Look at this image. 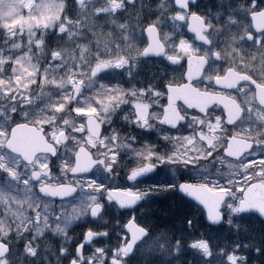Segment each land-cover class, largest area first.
<instances>
[{
    "label": "flooded vegetation",
    "instance_id": "af4514ba",
    "mask_svg": "<svg viewBox=\"0 0 264 264\" xmlns=\"http://www.w3.org/2000/svg\"><path fill=\"white\" fill-rule=\"evenodd\" d=\"M99 2H102L101 10L92 17L97 21L107 19L109 26L116 32V37L126 35V32L133 34L134 31L140 30L142 33V46L133 45L124 48L129 42L123 43L122 40L118 42L119 50L130 49L133 52L131 57L129 51L127 53L129 65L114 69L116 77L128 85L131 93L123 94L121 100H114V104L104 111V107L107 106L106 95L83 94L86 81L82 79L83 83H78L80 91L75 94L74 90L72 100L65 109V121L61 123H52L47 119L42 121L37 117L33 119L21 117L24 109L32 106L36 98L35 95L25 93L19 88H16L11 95L7 93L4 99H0V108L5 113L10 111L7 129L17 124L34 125L42 130L46 139L44 142L39 135L44 149L38 152V142H36L38 133L23 132L25 141L18 149L33 156L32 164L12 151L8 145L12 144L16 147L13 141L4 142V150L10 159L7 165L17 172V178L10 176L11 179L16 181L18 186L28 180V187L32 191L36 189V194L46 202H66L74 196L56 198L46 195L40 191L41 184L45 182L46 186L57 188L67 183L79 187L73 180L75 177H84L90 182L95 181L96 184L92 189L96 193V198L89 209L87 220L94 223H92L94 230H100L102 229L99 226L100 217L103 215V219L107 218L108 230L105 238H108L109 245L113 246L103 248L104 255L108 253V257L104 260L121 264L122 261L138 255L137 252L144 243V241L139 243L134 252L126 257L123 249L127 246L130 236L125 226L132 217L148 229L151 237L158 233L153 230H161L166 228V225L162 222L153 223L155 229L145 220L153 219L155 214L168 210L169 205H173L176 210L183 209L186 212L200 210L199 206L194 205L190 200L188 202L190 207L182 206V201L184 202L186 198L180 191L182 183L206 185L215 192H221L219 189L224 188L227 189L225 193L229 194V200L238 201L246 185H243L239 192L235 190L237 187L233 172L234 163L245 167L243 171L237 173L240 178L249 168L248 165L258 159L264 160V150H262L264 149V105L259 102L256 85L245 81L240 85L239 90L232 86L234 83H239L240 77L244 75L251 76L257 82L264 77V59L261 56L264 47L260 46L261 38L264 37V2L262 0H187V7H183L176 0H122L120 8L113 7V0ZM116 2L120 3L121 0ZM254 2L255 8L252 7ZM193 14L203 18L204 21L199 26L196 22L198 31L195 32L191 30ZM178 15L185 16V19H178ZM101 23L100 33L108 34L110 30L106 32L107 23L104 22L102 25ZM150 24L156 26L163 44L162 54H144L149 45L145 29ZM248 33H251L255 39H247ZM199 34L205 35L209 42L197 40ZM181 41L190 45L188 51L181 50ZM104 43L102 40L101 50L104 48ZM216 53H219V58ZM194 55L204 57L207 63L202 73L197 71L198 66L195 65L189 80L188 59ZM172 56H176L177 60H170L169 57ZM96 64L90 70L91 79L113 75L111 70L114 66H111L93 78L91 72ZM217 77L220 79L217 80ZM112 79L113 77L109 78L108 82ZM189 82L198 91L213 95L211 99L215 101L205 108V112L196 106L187 105L183 101L185 97L182 94L171 95L173 88L182 87ZM244 84H248V87L244 88ZM241 91L244 95H241ZM191 92L197 102L200 98H198L199 94L192 88ZM253 92H255L254 98H252ZM82 97L84 99L80 101ZM245 97L251 102L245 103ZM92 107L97 111L84 114H77L74 111L76 108ZM92 117L95 120H92ZM229 119L232 122H229ZM82 125L84 130L78 131ZM61 132L64 133L63 136L60 135ZM187 138L193 143L189 144ZM234 138L249 140L252 146L235 157L228 152L231 150V141ZM187 147L190 148L188 154ZM192 151L193 157L186 158L188 155L191 156ZM113 158L116 162L112 164V171L108 172L106 165L111 164ZM17 160H19L18 168ZM76 161L86 166L95 164L88 173L74 174L71 169ZM96 161H104L105 164L101 165ZM38 163L48 164L50 176L42 175L40 180L32 179V172L39 171ZM148 165L152 166L149 172L142 173L135 179L130 178L132 171ZM0 173L3 179L8 174L4 171ZM99 185L105 187L96 191L95 187ZM113 191L117 193L113 195ZM133 195L141 197L136 204L121 205V201L130 200ZM229 200L225 203L224 209ZM95 204L100 205L102 211L98 218L92 219L90 210ZM114 214L129 216L126 222L118 220L119 217L117 221H113L116 220L113 218ZM82 240L83 237L79 239L78 244Z\"/></svg>",
    "mask_w": 264,
    "mask_h": 264
},
{
    "label": "rangeland",
    "instance_id": "374dc122",
    "mask_svg": "<svg viewBox=\"0 0 264 264\" xmlns=\"http://www.w3.org/2000/svg\"><path fill=\"white\" fill-rule=\"evenodd\" d=\"M99 1L71 0L68 3V0H0V99H4L7 93L11 95L16 88L36 98L32 106L24 109L21 117L25 118L26 114L27 119L37 117L42 121L51 120L52 123L65 121V109L72 100L76 85L82 79L86 81L82 93L106 95L108 108L114 104V100L108 99L109 96L131 93L128 85L116 77L115 64L111 70L113 75L98 79L89 76L92 66L99 60L115 61L119 56L127 57L128 51L130 57L133 55L130 49L119 50L118 42L121 40L123 43L129 42L124 48L143 45L140 30L116 37L107 19L97 21L93 18L92 15L101 10L102 2ZM104 22L107 23L106 32L110 30L108 34L100 33L99 25ZM62 26L66 29L64 32H61ZM57 33L60 37L52 39L50 35ZM102 40L105 43L101 50ZM56 43H60V49L55 48ZM54 52H59L60 57L53 59ZM111 77L113 79L109 83ZM106 89L118 91L108 92ZM0 112L4 110L0 108ZM8 124L9 120L0 115V129H7ZM186 149L188 154L190 148ZM193 155L192 151L191 156L186 158H192ZM0 156L5 157L6 164L10 160L4 150V141H0ZM261 161L258 159L248 165L249 168L240 178L237 173L245 167L234 163L236 191L239 192L248 180L264 178ZM10 176L8 173L3 179L0 173V240L9 242L12 247L9 257L0 258V262L23 264V261L18 260L21 257L24 264H38L37 259L45 260L42 264H66L77 241L91 225L87 217L96 193L93 189L86 190L90 181L84 177H75L73 180L80 187L76 196L66 202H46L36 194V189L32 191L24 183L18 186ZM225 214L226 221H233L237 217L239 210L235 200H229ZM127 216L114 214L116 220L113 221L119 217L118 220L126 222ZM103 217H100L99 226L104 230L107 228V218ZM155 240L156 237L150 238L142 246L148 244L152 248ZM197 241L201 242L197 248L207 256L210 255L209 241ZM101 243L92 244L86 249L84 264H106L104 259L108 255H104V250L99 246Z\"/></svg>",
    "mask_w": 264,
    "mask_h": 264
},
{
    "label": "trees",
    "instance_id": "16d2710c",
    "mask_svg": "<svg viewBox=\"0 0 264 264\" xmlns=\"http://www.w3.org/2000/svg\"><path fill=\"white\" fill-rule=\"evenodd\" d=\"M50 36L56 40L60 34ZM59 44L56 43L55 48L60 49ZM188 202L185 198L182 206L190 207ZM145 222H150L151 227L153 223L162 222L166 228L153 227L156 229L153 232L158 231L153 235L156 237L154 246L149 248L147 244L138 252L141 256L129 258L135 264H264V220L255 214L239 213L233 221L212 226L207 223L202 210L186 212L169 205L168 210ZM86 229L94 227L89 225ZM107 239L101 238L97 243ZM198 239L209 241L210 255L190 246ZM129 259L122 264H129Z\"/></svg>",
    "mask_w": 264,
    "mask_h": 264
},
{
    "label": "water",
    "instance_id": "95a60500",
    "mask_svg": "<svg viewBox=\"0 0 264 264\" xmlns=\"http://www.w3.org/2000/svg\"><path fill=\"white\" fill-rule=\"evenodd\" d=\"M196 22L199 26L200 25L199 20H197ZM191 24H193V20L191 21ZM263 28H264V25H263ZM191 30H192V28H191ZM146 34H147V37L149 39V45L147 48H149L150 45L152 44V38L148 35L147 32H146ZM153 36L155 37V40H156V47L160 48L162 46V48H163V44L161 43V41L159 39V34H158L157 30L153 33ZM199 36H201V35L199 34L197 36V40L207 42V43L209 42L208 38L205 35H202L206 38L203 40L200 39ZM163 52H164V49H163V51H148V52L144 51V54L145 55H153V54H162ZM206 63H207V60L204 57L196 56V55L190 57L188 59L189 71H188V75H187L189 80H191V75H192L191 73L194 70V66L197 65L198 66L197 71L202 73L203 68L205 67ZM105 70L106 69H102L101 72L97 74V76L100 75ZM191 88L193 90H195L196 93L199 94L198 98L199 97L200 98L197 102L195 101V96L192 95ZM172 90H174V91H171L172 96H177V95H179V93L182 94V96L185 97V99L183 101L187 105L196 106L198 109L202 110V112H205L206 111L205 108L209 104H211L212 102L215 101V100L211 99L213 95H211L208 92L198 91L193 86H191L190 82H189V84H186L182 87H179V88L175 87ZM75 94H77L76 90H75ZM257 94H258L259 102L261 103V93L258 89H257ZM92 120H95V118L92 117ZM19 125H20V127L15 126L13 128L14 131L12 132V138H11V141L14 142V145L16 146V148H18L20 144L24 143L25 140H24V136H22V134L24 131H26V132H30V133H38V139L36 140V142H38L37 143L38 144L37 150H38V152L43 150L44 147L42 146V142L40 143L41 140L39 139V135H41V138L44 140V142L46 141V139L42 134V130L38 129L34 125H29V124H19ZM27 140L28 139H26V141ZM231 142H232L231 150L228 152L235 157L240 156L242 151H246L252 146V142L249 140H245V139L234 138ZM94 164L91 163L90 165L86 166L83 163H81L80 161H76L73 168H77V167L81 168V169L91 168V170H92ZM90 171H82L80 173L90 172ZM74 174H78V173H74ZM182 185H187L188 187L187 188L181 187ZM181 186H180V191L185 196L191 198L192 200H194L195 202H197L198 204H200L204 208V210L206 212V219H207L209 224L220 225L224 222V213L222 211V208H223L224 202L229 197L228 193L209 191L208 190L209 188H207V187H202V185H195V184H191V183H182ZM68 188H74L75 190L69 192L67 195H55L54 197H56V198L69 197V196L75 195L76 192L78 191V187L75 185H72V184H63L57 188H51V190H53V191H67ZM115 193H117V192H114V191L112 192L113 195ZM193 193H195V195H193ZM239 210L245 214L255 213L260 218L264 219V183L263 182L256 181V182L249 184L246 187V189L243 192V197L239 200ZM101 211H102L101 206L98 204H95L91 208V217L93 219L97 218L100 215ZM212 217H216L217 219L213 220ZM135 223H136V221H135ZM139 227L143 228L141 226H139ZM143 229H145V228H143ZM125 230L129 233V236H130V240H129L128 244L133 243V233L130 230H128L126 228V226H125ZM89 233H91V235H89ZM105 235H106L105 232L100 233V232H94V231H87L85 236H84V240H83L82 244H80L77 247L76 256H77V258H79V260L74 259V260H72V262L70 264H73L74 261H75V264H81L83 261L84 246L89 245L91 242H93L97 238L105 236ZM147 235H148V231L146 230V235L141 234L139 240H136L133 243V250L138 243H140L145 237H147ZM0 244L7 245L1 241H0ZM81 245H82V247H81ZM0 252L4 253L3 255H0V257L5 256L6 254L9 253V246L7 245L6 249L0 248Z\"/></svg>",
    "mask_w": 264,
    "mask_h": 264
},
{
    "label": "snow or ice",
    "instance_id": "6c2138e0",
    "mask_svg": "<svg viewBox=\"0 0 264 264\" xmlns=\"http://www.w3.org/2000/svg\"><path fill=\"white\" fill-rule=\"evenodd\" d=\"M262 2H264V0H262ZM177 3L180 4L181 6L183 7H187V0H177ZM113 7L114 8H120L122 7V0L120 3H117L116 0H113ZM252 7L255 8L256 7V4L255 2L252 4ZM106 11V10H105ZM178 19L180 20H184L185 19V16L183 15H178L177 17ZM199 20L200 24H203V18H200V17H196L195 14H193V26H192V30L193 31H198L197 27H196V21ZM207 27V26H206ZM66 29L62 26L61 27V32H64ZM145 31L148 33V35L152 38V44L150 45L149 48L145 49L146 52L148 51H163V48L162 46L160 48H157L156 47V40H155V37L153 36V33L156 31V26L155 24H150L147 26V28L145 29ZM200 39H206L204 36H199ZM241 39H244V37H241ZM247 39L249 40H253L255 39V37H253L251 35V33H248L247 34ZM260 46L261 47H264V37L261 38V41H260ZM180 48L182 51H188L190 49V45H188L186 42L184 41H181L180 43ZM216 56L217 58H219V53H216ZM261 56H262V59H264V53H261ZM60 57V53L59 52H54L53 53V59H56V58H59ZM170 60H173V61H176L177 60V57L176 56H172V57H169ZM113 64H115L116 67H122L124 65H129L130 64V60L125 57V56H119L117 57V59L115 61H112V60H99L95 66V68L92 69V72H91V76L93 78H95L97 76L98 73L101 72L102 69H107L109 67H111ZM229 71H232L231 69H229ZM220 77H217V80H219ZM247 81L249 84H255L256 85V88L260 91L261 93V103L264 104V77H261L260 81L257 82L256 80H254L251 76H248V75H244V76H241L240 77V82L239 83H234L232 86L233 87H236L238 90L240 89V85ZM70 83L72 81H69ZM83 81H80V84H82ZM102 88H104L105 86L104 85H101ZM248 87V84H244V88H247ZM108 92H113V91H118L117 89H106ZM76 91L77 93H79L80 91V87H79V84L76 85ZM123 93L120 94V96H109L108 99L109 100H117V99H120L122 97ZM133 95H135V93H133ZM241 95H244V92L241 91ZM255 97V92L252 93V98ZM245 103H250L251 101L245 97ZM108 110V107L105 106L104 107V111H107ZM74 111L77 113V114H84V113H91V112H96L97 109L92 107V108H89V109H81V108H76L74 109ZM12 112L14 113L15 112V109L13 108L12 109ZM0 115L4 116L5 120H9L10 119V115L8 113H4V112H0ZM241 115H243V112H241ZM25 119H27V116L25 114ZM229 122H232L230 119H229ZM16 127H20L19 124L16 125ZM84 130V126L82 125L80 129H78V131H83ZM14 131V129L12 128H9V129H0V141H4V142H8V141H11V138H12V132ZM61 136L64 135L63 132L60 133ZM115 139V137L113 138ZM188 139V143L191 144L193 143V141L190 139V138H187ZM101 143H103V141H101ZM209 143H211V141H209ZM10 148H12V151L18 155V156H22V158L27 161L29 164H32L34 163V160H33V156L31 154H27V153H22L20 152V150L16 147H14L12 144H9L8 145ZM264 150V149H262ZM53 154H55V152H53ZM5 157L4 156H0V170H3L4 172L6 173H9L13 178H17V172L10 168L5 162ZM116 161H115V158H113L111 164H107L106 165V171L108 172H111L112 171V164H114ZM185 163H190L191 161H184ZM96 163L98 164H101V165H104L105 162L104 161H96ZM262 167H264V161H261L260 162ZM16 166L17 168L19 167V160L16 161ZM38 168H39V171H36L34 170L32 172V179H35V180H40L41 176L42 175H49L50 176V169L48 167V164L46 163H38ZM152 169V166L151 165H148L144 168H141V169H138V170H134L132 171L131 175H130V178L132 179H135L137 178L140 174L142 173H147L149 172L150 170ZM91 168H88V169H81V168H72L71 171L73 173H80L82 171H90ZM25 185H28L29 184V181L28 180H25L24 181ZM96 184L95 181H92L90 182L87 187H86V190L88 189H92L93 186ZM105 186L104 185H99V186H96L95 187V190L96 191H99L101 189H103ZM181 187H184V188H187L188 186L187 185H182ZM202 187H207L206 185H202ZM75 189L74 188H68L67 191H53L51 190V188L49 186H46V182L41 184L40 186V191L43 192L44 194L46 195H52V196H55V195H67L69 192L71 191H74ZM209 191H212L211 188L208 189ZM219 191L221 192H226L227 189H224V188H220ZM193 195H195V193H193ZM141 197L139 195H133V198L130 199V200H126V201H121V205H134L136 204V202L140 199ZM213 220H216L217 218L216 217H212ZM126 228L128 230H130L132 233H133V243L136 241V240H139L141 234H145L146 235V230L143 229V228H140L136 223H135V218L132 217L131 220L129 221L128 224H126ZM89 235H91V233H89ZM122 239H127V237H122ZM133 243H130L128 244L124 249V253L126 255V257L129 256V254L133 251ZM201 242H194L193 244H191L190 246L191 247H197ZM82 247V245H81ZM0 248H4L6 249L7 248V245H4V244H0ZM4 253L0 252V255H3ZM33 254L34 251H33ZM0 264H3V262H0ZM73 264H75V261L73 262ZM129 264H135V262L131 259H129Z\"/></svg>",
    "mask_w": 264,
    "mask_h": 264
}]
</instances>
